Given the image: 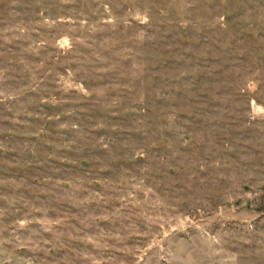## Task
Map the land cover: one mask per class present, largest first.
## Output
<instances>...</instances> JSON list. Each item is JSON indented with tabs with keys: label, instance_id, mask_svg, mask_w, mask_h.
Instances as JSON below:
<instances>
[{
	"label": "rangeland",
	"instance_id": "1",
	"mask_svg": "<svg viewBox=\"0 0 264 264\" xmlns=\"http://www.w3.org/2000/svg\"><path fill=\"white\" fill-rule=\"evenodd\" d=\"M0 264H264V0H0Z\"/></svg>",
	"mask_w": 264,
	"mask_h": 264
}]
</instances>
